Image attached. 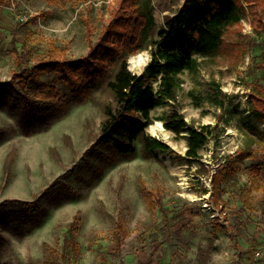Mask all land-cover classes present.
I'll return each instance as SVG.
<instances>
[{
    "label": "rangeland",
    "instance_id": "374dc122",
    "mask_svg": "<svg viewBox=\"0 0 264 264\" xmlns=\"http://www.w3.org/2000/svg\"><path fill=\"white\" fill-rule=\"evenodd\" d=\"M11 1L0 5V264H264V0H242L248 14L227 36L241 57L205 64L197 83L185 74L177 100L153 111L147 133L170 147L154 157L99 143L114 69L81 100L57 65L85 57L127 13L123 0ZM188 1L137 0L129 13L151 17L143 36L158 39ZM15 32L24 66L55 64L39 83L14 75ZM151 59L131 55L129 69L142 75ZM212 79L228 102L197 106L190 92ZM28 105L50 110L42 118ZM174 111L187 124L179 134L160 119ZM204 127L209 141L191 160L186 130Z\"/></svg>",
    "mask_w": 264,
    "mask_h": 264
},
{
    "label": "trees",
    "instance_id": "16d2710c",
    "mask_svg": "<svg viewBox=\"0 0 264 264\" xmlns=\"http://www.w3.org/2000/svg\"><path fill=\"white\" fill-rule=\"evenodd\" d=\"M136 2L137 0H123L127 13L114 18L103 28L97 43L85 57L57 65L61 68L60 79L81 100L89 97L91 84L103 81L109 71L114 69L106 86V92L111 94L113 101L107 100L103 104L104 120L99 143L110 146L123 156L133 155L136 145L140 144L147 157H154L158 152L170 151V147L147 133L148 127L153 123V111L177 100L185 83V74L190 75L197 83L205 64L218 58L238 60L241 57V43L238 40H227V36L232 28L240 26L248 10L242 0H189L178 14L166 16L158 39L145 40V28L148 25L154 27V21L151 17L129 13L134 10ZM12 4L11 0H0V5L9 7ZM237 35L241 36V31ZM16 38L17 32L14 35L13 51L17 56L19 71L14 75L18 76L20 84L24 86L29 85L31 79L36 83L40 81V74L55 64L41 62L33 67L24 66L26 54L18 50ZM144 50L150 52L152 59L142 75L134 74L129 69V56ZM1 87L0 85V89ZM36 87L38 86H33ZM51 92L56 94V88L53 87ZM190 96L197 106L209 103L224 107L229 100L220 82L215 79L209 80L203 89L194 88ZM259 102L264 108V99ZM31 107L42 118L50 110L43 106H27L30 111ZM160 119L167 121L166 127L177 134L187 126L177 111ZM262 119L264 121V116ZM186 132V156L191 160L197 159L200 150L209 141V132L205 127L201 130L188 128ZM222 178L217 172L213 180L214 197L218 206ZM2 209L3 206H0V225L6 224L9 219ZM52 261L48 260L47 264H53Z\"/></svg>",
    "mask_w": 264,
    "mask_h": 264
},
{
    "label": "built area",
    "instance_id": "2783aa9c",
    "mask_svg": "<svg viewBox=\"0 0 264 264\" xmlns=\"http://www.w3.org/2000/svg\"><path fill=\"white\" fill-rule=\"evenodd\" d=\"M257 257L260 256V252H256Z\"/></svg>",
    "mask_w": 264,
    "mask_h": 264
}]
</instances>
